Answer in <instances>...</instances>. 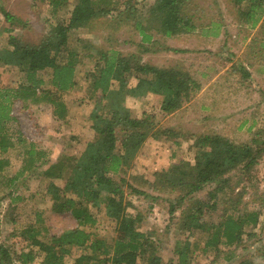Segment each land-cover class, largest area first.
Returning a JSON list of instances; mask_svg holds the SVG:
<instances>
[{"label":"trees","instance_id":"trees-1","mask_svg":"<svg viewBox=\"0 0 264 264\" xmlns=\"http://www.w3.org/2000/svg\"><path fill=\"white\" fill-rule=\"evenodd\" d=\"M41 2L50 8L53 18L56 19L61 10H65L66 15L50 24L49 31L35 43L14 36V30L26 24L0 8L6 25L0 28V33H7L5 45L0 46V68L2 74L15 72L22 77L14 87H0V172L8 165L4 157L15 145L24 143L19 132L10 133L15 123L11 116L13 102L29 100L47 104L52 108L53 116L63 119L67 110L62 96L74 90L77 76L82 71V81L88 82V102L93 104L88 119L94 136L83 143L77 156L61 155L54 163L46 160V152L28 143L18 175L41 176L46 182L45 195L51 201V211L69 213L77 225L42 240L35 228L23 230L20 237L27 241L24 245L27 250L22 248L16 252L0 244V264H31L36 255L42 256L40 264H193L197 250L204 255L212 254L213 259L237 260L240 257L236 254L237 249L245 250L243 236H254L261 223L264 235V208L240 211V198L228 195L229 182L233 172L250 173L264 148L257 144L253 147L236 144L217 134L199 135L190 146L192 160L179 159L166 169L154 172L151 182L142 176H130L158 194H175L169 204V215L174 218L179 212L175 217V233L177 237L185 236L175 240L172 257L162 263L150 233L141 231V213L132 215L128 212L132 203L127 200L125 191L145 197L147 194L129 184L125 177L147 140L165 136L171 146L179 148L181 144L175 131L153 129L155 124L151 116L145 113L139 118L132 116L125 106V99L155 95L161 99L160 111L170 114L178 111L200 86L180 67L152 66L141 62V56L122 54L107 43L127 28L140 36L137 47L140 54H146L150 47L157 46L158 36L163 40L175 39L182 34H191L199 27L207 28L208 34L216 36L219 24L203 18V9L197 0H153L148 6L139 8L133 0H122L121 3L119 0L118 4L114 0ZM228 2L235 8L241 28L253 29L261 21L258 31L264 34V0ZM81 29H87L94 36L107 35L108 40L99 46L88 40L79 41L83 50L79 54L69 46V41L71 34ZM250 41L247 49L252 50L258 40ZM164 50L182 52L170 47ZM83 58H86L88 68L86 65L79 72ZM238 71L244 78L249 76L243 67ZM172 153L169 152V156ZM44 167L43 171L39 170ZM15 179H11L10 184ZM54 181H62V186ZM241 183L236 182L235 187ZM211 185L213 188L206 197L198 198V194ZM221 203L225 208L219 214ZM94 213H102L113 222L111 239L101 238L91 230L96 224ZM211 216H215V223L205 220ZM11 223L15 224V221ZM195 232L197 237L191 240ZM74 250L80 254L71 259ZM214 261L207 259L206 264ZM235 264L253 262L239 258Z\"/></svg>","mask_w":264,"mask_h":264},{"label":"rangeland","instance_id":"rangeland-1","mask_svg":"<svg viewBox=\"0 0 264 264\" xmlns=\"http://www.w3.org/2000/svg\"><path fill=\"white\" fill-rule=\"evenodd\" d=\"M117 4L119 0H114ZM122 0H120L121 3ZM139 6H148L153 0H133ZM203 9V18H209L222 25L219 34L208 44L202 43L195 35L188 37L179 35L175 39L159 42L150 53H142V62L166 68L177 66L185 70L199 84L200 89L183 103L178 111L164 114L160 111L161 99L155 95H146L140 99H125V106L132 116L139 118L142 113L153 118V129H171L178 134L180 147L171 146L170 140L161 136L159 140L149 139L140 148L132 162L125 179L147 195L138 196L126 193V198L132 203L128 212L135 215L141 213V231L149 232L154 241L157 254L162 263L172 257L174 242L177 237L174 218L169 215V204L175 194H158L142 181L135 182L130 176H142L151 182L153 173L166 169L179 159L192 160L193 150L190 149L193 139L199 135L217 134L236 144H257L261 148L264 141V34L257 29L247 30L236 25L239 23L235 11L228 0H197ZM120 6V4H119ZM0 8L16 15L25 27L16 28L14 36L26 42H37L56 19L65 17V10L57 13L56 19L50 14V8L41 0H0ZM201 20V17H200ZM0 26L5 27L0 15ZM225 31L226 35L222 32ZM196 32V30L194 31ZM118 38L107 42L123 54L135 52L133 47L140 36L133 37L132 31L120 30ZM115 36V37H116ZM258 40L252 50L247 49L250 40ZM91 41L92 45H102L107 35L94 36L87 29L76 30L71 34L69 46L83 53L79 41ZM7 41V33L0 34V46ZM127 44H130L128 46ZM165 47L175 48L182 52L165 51ZM151 48V47H150ZM250 51V52H249ZM81 61V60H80ZM79 72L88 63L83 58ZM239 67L249 73L242 77ZM260 70H263L261 72ZM2 74V72H1ZM83 71L77 76V84L70 93L63 94L70 123L51 121V113L43 103L16 101L11 107V116L15 119L11 134L19 132L24 139L22 145H15L4 157L8 165L0 172V244L9 246L14 251L24 248L27 241H23L20 233L27 228H35L40 232L39 239L57 234L63 229L73 228L76 221L69 213L55 214L51 211V201L45 195L46 182L41 176L18 175L24 159V150L28 143H33L37 150L47 153L46 160L54 163L61 155L73 154L77 156L82 150L83 143L88 139V116L93 104L88 102V82L82 81ZM21 75L9 73L0 75V87H14L21 80ZM82 138L79 140L77 138ZM171 147V151L170 148ZM169 152L172 156H169ZM46 167L40 168L43 171ZM16 179L10 184V180ZM229 194L233 198L239 197L240 211H261L264 208V153L258 159L250 173L233 172L231 174ZM131 179V180H130ZM243 182L235 187L236 182ZM62 186V181H54ZM233 187V192L230 190ZM213 186H206L198 198L206 197ZM241 196H240V195ZM225 208L221 203L218 213ZM96 224L91 230L101 238L108 240L114 236L113 222L102 213H94ZM12 219V220H11ZM262 219V218H261ZM206 221L215 223V216ZM15 221V224L11 223ZM263 223L251 238L243 236L244 251L237 249L241 259L251 260L253 264H264V235L261 233ZM246 230V229H245ZM190 237L195 240L197 233ZM194 242V241H193ZM201 244V242H200ZM240 247V246H239ZM25 249V248H24ZM27 249H25L26 251ZM80 254L74 250L71 259ZM212 254H202L197 250L193 264H206L207 259L215 260L213 264H235L223 258L213 259ZM41 255H36L31 264H40Z\"/></svg>","mask_w":264,"mask_h":264},{"label":"crops","instance_id":"crops-1","mask_svg":"<svg viewBox=\"0 0 264 264\" xmlns=\"http://www.w3.org/2000/svg\"><path fill=\"white\" fill-rule=\"evenodd\" d=\"M230 5L233 7V5H232V3H230ZM264 17V16H263ZM262 17V18H263ZM261 22V21H260ZM260 22L258 23V25L255 27V28H253V29H257V28H259V25H260ZM4 23V22H3ZM218 23V22H217ZM219 24V23H218ZM236 25L238 26V27H242V24H240V23H236ZM222 27V25L221 24H219V30H220V28ZM0 28H1V26H0ZM2 28H4V27H2ZM244 28H246L245 26H244ZM207 28H200L199 27V29L197 28L196 29V32H192L191 34H186L188 37H191V35L192 34H194L195 36L194 37H197L202 43L204 42L205 44H208L210 41H212L214 38H216L217 36H218V34H219V32L217 31V35L216 36H211L210 35V32H209V34H208V32H207V30H206ZM247 29V28H246ZM122 30H127V28H124V29H122ZM249 30V29H248ZM250 30H252V29H250ZM224 35H226V32L225 31H223L222 32ZM0 34H4L3 32L2 33H0ZM120 33L118 32V35H119ZM118 35L116 36V37H114L112 40H115V39H117L118 38ZM132 36L133 37H136V36H139V35H137V33L135 32V31H133L132 30ZM139 40H140V38H139ZM139 40L136 42V44L133 46L134 48H135V52H132V53H134V54H137L138 56H141L142 57V54H140V49L137 47L138 46V44H139ZM128 46H130V44H127ZM152 49V47L149 49V50H151ZM150 54H151V52H149ZM123 54V53H122ZM141 62H142V58H141ZM261 72H263V70H260ZM1 72H2V68H0V74H1ZM2 75V74H1ZM17 101H19V100H17ZM16 102V101H15ZM21 102H27V101H21ZM44 106H47L48 108H49V110H50V113H51V121L52 122H57V123H70L71 121H72V119L69 117H67L68 116V112H67V115H66V117L65 118H63V119H57L55 116H53V114H52V108L49 106V105H47V104H43ZM69 108L67 107L66 108V110H68ZM88 139L87 140H85V142H87V141H90L92 138H93V136H94V132H93V130L91 129V122L89 121V128H88ZM77 139H79V140H82V138H77Z\"/></svg>","mask_w":264,"mask_h":264}]
</instances>
